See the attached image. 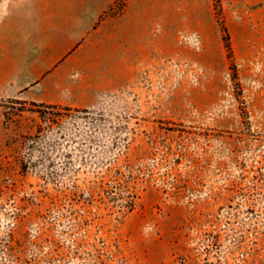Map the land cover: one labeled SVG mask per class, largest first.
<instances>
[{
  "label": "rangeland",
  "instance_id": "obj_1",
  "mask_svg": "<svg viewBox=\"0 0 264 264\" xmlns=\"http://www.w3.org/2000/svg\"><path fill=\"white\" fill-rule=\"evenodd\" d=\"M29 1L0 0V26ZM210 11L89 106L0 78V264H264V0Z\"/></svg>",
  "mask_w": 264,
  "mask_h": 264
},
{
  "label": "crops",
  "instance_id": "obj_2",
  "mask_svg": "<svg viewBox=\"0 0 264 264\" xmlns=\"http://www.w3.org/2000/svg\"><path fill=\"white\" fill-rule=\"evenodd\" d=\"M115 2L34 0L14 7L12 27L0 26V37L19 39L21 47L0 50V78L24 88L23 97L29 100L89 106L101 91L126 80L136 61L158 49L166 33H179L186 20L197 24L198 11L201 20L211 19L212 0H127L121 11L109 12ZM87 40L94 41L95 67L81 55V41ZM76 44V57L58 65L43 59L53 52L63 56ZM74 72L84 74L76 77ZM92 72L99 73L98 84L90 80Z\"/></svg>",
  "mask_w": 264,
  "mask_h": 264
},
{
  "label": "trees",
  "instance_id": "obj_3",
  "mask_svg": "<svg viewBox=\"0 0 264 264\" xmlns=\"http://www.w3.org/2000/svg\"><path fill=\"white\" fill-rule=\"evenodd\" d=\"M224 28V30H225V32H226V28L225 27H223ZM224 41H225V45H226V47L228 48V50H231V47H230V42H229V37H228V35H227V32L225 33V37H224ZM32 104L33 105H41V106H47V107H49V105H51V103H46V102H36V101H32ZM52 105H54V104H52Z\"/></svg>",
  "mask_w": 264,
  "mask_h": 264
}]
</instances>
